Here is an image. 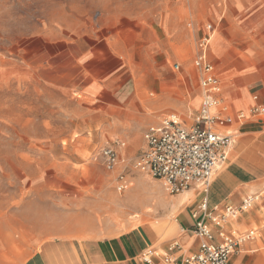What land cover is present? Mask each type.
<instances>
[{
    "label": "rangeland",
    "instance_id": "1",
    "mask_svg": "<svg viewBox=\"0 0 264 264\" xmlns=\"http://www.w3.org/2000/svg\"><path fill=\"white\" fill-rule=\"evenodd\" d=\"M238 4L246 10L239 12ZM259 8L264 11V0H0V260L23 252L21 239L31 228L60 230L80 221L102 231L128 222L136 227L141 225L136 214H149L152 220L146 223L154 222L175 197L136 168L145 150V129L134 122L133 113H102L32 72L30 55L50 53L41 36L51 40L56 33L50 28L78 30L84 25L103 35L116 34L138 79L153 78L149 97L166 104L162 120L173 112L168 98L199 88L192 63L203 26H215L213 45L224 37V56L237 71L240 49L254 40L250 15ZM184 32L191 34L193 51L181 61L168 60L167 70L158 75L162 57L157 46L167 40L173 44ZM174 63L180 71L172 69ZM137 113L159 115L147 106ZM141 130V138L129 141L131 132L137 136ZM120 142L126 148L119 170L108 172L101 150ZM120 173L129 182L122 193L117 191ZM131 197L143 200L144 208L127 211L123 205ZM258 244L264 249L260 240Z\"/></svg>",
    "mask_w": 264,
    "mask_h": 264
},
{
    "label": "crops",
    "instance_id": "2",
    "mask_svg": "<svg viewBox=\"0 0 264 264\" xmlns=\"http://www.w3.org/2000/svg\"><path fill=\"white\" fill-rule=\"evenodd\" d=\"M245 7V4H238V11H245ZM252 16L249 35L253 32L254 40L240 49L237 71L229 68L224 56L227 52L224 37H218L216 46L212 39L209 48V60L215 66L221 86L217 97L227 109L222 115L232 118L219 131L230 136L232 144L227 163L217 172L207 192L193 186L188 191L173 195L175 197L163 217L153 218L154 222L146 223L152 220L148 214L139 218L141 225L136 227L128 222L124 228L113 227L102 231L89 228L85 221H80L60 230L46 226L39 232L31 228V231L23 233L21 242L24 248L20 256L15 254L6 261L3 255L0 264H146L140 257L147 250L159 254L154 264H160L161 256L165 254L174 257L192 255L198 251L201 243L194 233L197 220L193 218V213L204 195L208 198L209 209L216 216L225 213L228 207L239 210L246 199L259 196L251 209L240 212L236 218L228 219L222 227L215 226L210 220L207 223L212 228L216 244L222 243L221 233L237 236L250 231L260 232L262 236H257L258 239L254 236L237 249L229 264L264 263V249L258 244L259 240L264 244V113L250 115V110L256 105L264 110V11L261 8L255 9ZM208 24L212 23L203 26L201 37ZM50 29L56 33L54 39L50 40L47 35L41 36L49 44L50 53L30 55L31 70L40 80L78 96L102 113L110 114L117 110L133 113L134 122L139 123L142 130L145 129L143 139L149 129L160 125L163 120H160V112L166 104H157L149 97L154 90L153 78L147 77L145 81L138 79L125 52L116 43V34H100L92 25L78 27V30L64 27ZM190 36L184 32L177 36L173 44L167 40L157 46V54L162 57L158 75L163 76L168 60L181 61L193 51ZM197 52L196 44L195 57ZM20 57L27 58L26 55L22 56V52ZM176 64L172 66L174 71ZM192 66L198 74L199 88L192 94L188 92L168 98L173 105L170 114L178 115L186 125L192 124L189 121L197 115L204 96L200 86L201 74L193 63ZM159 88L162 89V86ZM146 106L159 115L151 117L137 113ZM219 111L217 109L214 112ZM240 114L247 116L240 120L237 118ZM142 130L137 136L131 132L127 136L129 141L141 138ZM142 146L146 152L145 139ZM125 148L126 144L123 148H117L120 160ZM175 242L179 244L180 250L170 252Z\"/></svg>",
    "mask_w": 264,
    "mask_h": 264
},
{
    "label": "built area",
    "instance_id": "3",
    "mask_svg": "<svg viewBox=\"0 0 264 264\" xmlns=\"http://www.w3.org/2000/svg\"><path fill=\"white\" fill-rule=\"evenodd\" d=\"M215 33V26L208 24L205 34L197 43L198 52L193 65L201 74L200 86L204 96L192 124L186 125L178 115L169 114L158 127L151 128L144 134L147 150L140 157L136 168L162 182L170 195H179L193 186L207 192L217 172L228 161L232 140L230 136L222 134L219 128L230 123L232 118L222 115L227 109L217 97L221 92L220 81L208 56ZM174 69L179 71L180 65H174ZM217 109L220 111L214 112ZM262 113L264 110L258 105L250 110L252 116ZM246 116L247 114H240L237 118L241 120ZM124 146L125 144L119 143L116 147L105 146L101 150L108 172H115L119 167L121 160L117 148ZM128 186L125 174L120 173L117 177V191L122 193ZM258 200L259 196L250 197L242 203L239 210L228 207L225 213L216 216L209 209L208 198L204 195L193 213V218L197 220L194 233L201 240L198 251L182 257L162 255L160 264H229L231 256L243 243L252 240L255 232L237 236L221 233L222 243L216 244L207 220L222 227L228 219L236 218L240 212L251 209ZM176 250H180V246L175 242L170 247V252ZM158 256L154 250H147L140 259L146 264H154V259Z\"/></svg>",
    "mask_w": 264,
    "mask_h": 264
},
{
    "label": "bare ground",
    "instance_id": "4",
    "mask_svg": "<svg viewBox=\"0 0 264 264\" xmlns=\"http://www.w3.org/2000/svg\"><path fill=\"white\" fill-rule=\"evenodd\" d=\"M124 150L122 151L123 154ZM189 196V195H188ZM137 198V199H136ZM180 199V198H179ZM191 199V198H190ZM176 200V199H175ZM179 201H182L181 199ZM175 203V201H174ZM171 204V203H170ZM122 205V204H121ZM143 200L139 199L138 197H131L129 198L123 205V207L128 211V210H139L143 209ZM174 205V204H173ZM176 205V204H175ZM180 206V205H178ZM133 218H140L139 214H136ZM256 234V233H255ZM254 234V235H255ZM256 237V235H255ZM257 238V237H256Z\"/></svg>",
    "mask_w": 264,
    "mask_h": 264
}]
</instances>
